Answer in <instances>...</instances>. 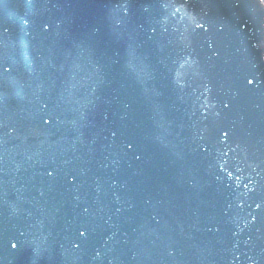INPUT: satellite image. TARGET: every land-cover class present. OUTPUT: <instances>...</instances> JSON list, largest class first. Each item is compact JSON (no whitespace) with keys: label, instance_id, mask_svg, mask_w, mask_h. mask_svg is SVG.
I'll return each mask as SVG.
<instances>
[{"label":"water","instance_id":"1","mask_svg":"<svg viewBox=\"0 0 264 264\" xmlns=\"http://www.w3.org/2000/svg\"><path fill=\"white\" fill-rule=\"evenodd\" d=\"M261 17L0 0V264H264Z\"/></svg>","mask_w":264,"mask_h":264},{"label":"snow or ice","instance_id":"2","mask_svg":"<svg viewBox=\"0 0 264 264\" xmlns=\"http://www.w3.org/2000/svg\"><path fill=\"white\" fill-rule=\"evenodd\" d=\"M261 3H264V0H261ZM248 82H249V83H252V81H251V80H249ZM225 135H227V133H225ZM80 235H81V236H83V235H84V233H83V232H81V233H80ZM78 246H79V245H77V247H78ZM12 247H13V248H15V247H16V245H15V244H13V245H12Z\"/></svg>","mask_w":264,"mask_h":264}]
</instances>
